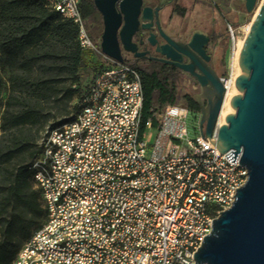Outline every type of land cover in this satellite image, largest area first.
<instances>
[{"label": "built area", "instance_id": "built-area-1", "mask_svg": "<svg viewBox=\"0 0 264 264\" xmlns=\"http://www.w3.org/2000/svg\"><path fill=\"white\" fill-rule=\"evenodd\" d=\"M42 2L76 25L81 49L110 66L78 100V107L87 105L86 114H75L79 123L60 132L48 128L41 138L29 168L45 222L11 264L30 260L36 243L44 253L32 264H195L205 224L231 207L245 184L239 172L248 179L240 154L231 162L235 153L222 154L214 143L224 103L210 140L200 133V112L180 105L154 110L142 128L139 72L101 53L100 40L96 45L86 32L80 0ZM228 34L226 91L238 76L233 63L240 39L231 25ZM56 244L70 246V254L56 251Z\"/></svg>", "mask_w": 264, "mask_h": 264}, {"label": "trees", "instance_id": "trees-1", "mask_svg": "<svg viewBox=\"0 0 264 264\" xmlns=\"http://www.w3.org/2000/svg\"><path fill=\"white\" fill-rule=\"evenodd\" d=\"M80 12L88 37L97 45L103 25L93 0H80ZM77 33L76 25L41 0H0V64L8 74V96L0 118V264L12 263L45 218L29 167L40 151L38 132L55 118L51 113L56 110L58 118L71 115L70 121L78 111L84 93L80 74L92 54L80 48ZM109 66L100 65L94 78ZM136 70L143 92L142 128L154 110L168 105L183 102L199 112L191 96L181 94L185 78L180 70L165 65ZM2 85L0 73V94Z\"/></svg>", "mask_w": 264, "mask_h": 264}, {"label": "water", "instance_id": "water-1", "mask_svg": "<svg viewBox=\"0 0 264 264\" xmlns=\"http://www.w3.org/2000/svg\"><path fill=\"white\" fill-rule=\"evenodd\" d=\"M93 3L102 16L101 53L115 63L124 62L121 50L136 51L132 40L139 27L150 31L155 24L166 42L156 47L164 57L158 61L188 74L200 87L194 96L199 102L200 133L210 140L227 92L209 65L206 47L210 37L194 31L185 43L172 40L160 26L161 7L143 6V0ZM244 9L255 17L238 58L242 72L234 85L239 93L230 102L235 112L218 126L214 143L222 154L235 153L231 162L240 154L239 165L248 171V179L236 189L231 207L212 220L211 232L193 254L195 264H264V0H244ZM146 42L154 45V35Z\"/></svg>", "mask_w": 264, "mask_h": 264}, {"label": "rangeland", "instance_id": "rangeland-1", "mask_svg": "<svg viewBox=\"0 0 264 264\" xmlns=\"http://www.w3.org/2000/svg\"><path fill=\"white\" fill-rule=\"evenodd\" d=\"M156 2L165 4L161 13V24L172 38L186 42L194 31H202L210 37V42L206 47L207 54L210 56V66L220 78H228L231 72L228 25L236 28L239 40H243L247 26L253 19V15L247 14L244 9V0H157ZM227 36L228 44L225 46ZM91 54L86 59L87 69L80 74L79 86L83 90L92 82L95 69L106 64L99 54L92 52ZM0 73L3 83L0 94L1 118L8 96V74L2 64H0ZM184 78L180 85L181 94L194 97L199 92V86L193 84L188 75L184 74ZM180 106L185 107L183 102ZM42 108L49 107L47 104H42ZM70 108H72V103ZM51 114L55 118L38 132L37 144L51 124L67 122L71 117L68 115L58 118L56 110ZM29 162L30 160L27 163ZM44 222L45 218H42L33 231L39 229Z\"/></svg>", "mask_w": 264, "mask_h": 264}, {"label": "flooded vegetation", "instance_id": "flooded-vegetation-1", "mask_svg": "<svg viewBox=\"0 0 264 264\" xmlns=\"http://www.w3.org/2000/svg\"><path fill=\"white\" fill-rule=\"evenodd\" d=\"M156 1L157 0H150V2H147V0H143V6H147L148 5V6H151L152 8H155L156 6H160L161 10L158 13V18H159L160 26H161L163 32L168 37H170L172 40L183 42V41H181L179 39L172 38L163 29L162 24H161V13H162V10H163V7H164L165 4H159ZM93 5H94V3H93ZM94 8H95V6H94ZM95 10L98 13V15H99V17H100V19L102 21L101 14L97 11L96 8H95ZM139 18H140V16H139ZM150 34L154 35V37H155V44L154 45H151V44L146 42V39L150 36ZM132 42L136 45V51L135 52L131 53V52H126L124 50H121V56L123 58V61H124L123 63L124 64H127L128 66H130V67H132L134 69H137V68H149V67H153V66H156V65H165V66H168V67H174V66L167 65V64H164V63H161V62L158 61V59H162L164 57L161 56L160 53H158L156 51V47L158 45H163L166 42H165L164 38L160 35V33L158 31V28L155 26V24H154V27L150 31H143L139 27L137 33L133 37ZM135 53H139V54H141V56H137L136 57ZM206 53H207V48H206ZM209 65H210V61H209ZM174 68H176V67H174ZM176 69H178V68H176ZM183 74L188 75L186 73H183ZM198 93H200V88H199V92ZM191 99L199 107V102L197 100H195L194 97H191ZM201 101H202V103H205L204 99H201Z\"/></svg>", "mask_w": 264, "mask_h": 264}, {"label": "bare ground", "instance_id": "bare-ground-1", "mask_svg": "<svg viewBox=\"0 0 264 264\" xmlns=\"http://www.w3.org/2000/svg\"><path fill=\"white\" fill-rule=\"evenodd\" d=\"M42 1V0H41ZM251 26V25H250ZM249 32V31H248ZM244 40H239L237 42L236 51H235V60H234V67L236 68L237 75L241 74V69L238 64V57L242 46L244 44ZM239 92L235 88V85H228V89L226 92V98L224 102V107L221 114V122L224 123L225 116L229 113H234V109L231 107L230 102L231 99L236 96ZM78 106V102H77ZM87 113V105H80L78 107V114H86ZM76 123H79V115H75L74 118L68 122H65L61 125L51 128L52 132H60L65 128L70 126H74ZM32 172V178H34V171ZM239 183H246V172H239ZM211 224H205L203 228V235H208L211 232ZM36 251L37 253L30 254V260H25V264H32V263H39L40 262V255L39 253H44V244L43 243H36ZM56 251H62V254H70V246H63V244H56ZM16 264H23V263H16Z\"/></svg>", "mask_w": 264, "mask_h": 264}]
</instances>
